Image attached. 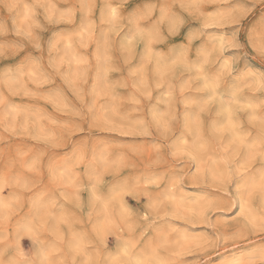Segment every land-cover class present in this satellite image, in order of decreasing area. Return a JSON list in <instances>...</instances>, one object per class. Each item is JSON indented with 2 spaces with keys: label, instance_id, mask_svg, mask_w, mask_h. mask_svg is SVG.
<instances>
[{
  "label": "rangeland",
  "instance_id": "rangeland-1",
  "mask_svg": "<svg viewBox=\"0 0 264 264\" xmlns=\"http://www.w3.org/2000/svg\"><path fill=\"white\" fill-rule=\"evenodd\" d=\"M38 2L49 8L35 10L32 36H17L22 15L4 5ZM260 2L0 0L10 30L0 34V262L17 259L18 245L33 261L44 248L55 264H101L126 246L143 257L166 236L160 264H260L264 198L234 187L264 175ZM252 3L237 40L256 44L220 52L238 15L227 5ZM109 4L120 13L111 23ZM208 77L219 78L211 100Z\"/></svg>",
  "mask_w": 264,
  "mask_h": 264
},
{
  "label": "snow or ice",
  "instance_id": "snow-or-ice-1",
  "mask_svg": "<svg viewBox=\"0 0 264 264\" xmlns=\"http://www.w3.org/2000/svg\"><path fill=\"white\" fill-rule=\"evenodd\" d=\"M107 7L110 9V21L109 22L111 23L119 18V15H120L118 11L119 6L113 7L111 4H109ZM148 7H149V12H150L151 6H148ZM194 7H199V4H195ZM256 7H257L256 3H252V4H248L244 6H240L239 4L227 5V8L231 9V13L238 14V15L233 18V23L235 27L233 28L231 38L228 39L223 36L219 38V51L220 52H224L225 49L240 50L238 52L233 51V52L228 53V55L232 57H236L237 55H243L244 54L243 50L247 48L249 44H252V45L256 44V41L251 37V35L249 36L248 40H245L243 43L237 40V33L239 32V19H242L244 16H247L248 13ZM259 7L261 9V12L264 13V0H261ZM4 8L8 10H11L13 8L18 9L23 18V23L25 27L23 29H20L14 23L11 31L14 32L17 36L25 35V36L31 37L33 25L35 23V15H36L35 10L37 8H42V9L47 10L49 8V5L39 3V2L36 4L9 3V4H5ZM62 18H63V14H62ZM143 18L144 17L142 14L134 13L129 17V22L137 23L139 19H143ZM261 25L264 26V15H262L261 17ZM137 27H138V23H137ZM9 31L10 30L8 27H6L4 24H0V34L7 35ZM134 38L135 37H133V39ZM131 43L132 41L129 40V44ZM215 43H216V40L214 39L213 44ZM37 47H39V45H37ZM68 47H71V45L69 44ZM255 52L260 59L264 60V33H262L261 43L258 47L255 48ZM105 59H107V57H105ZM225 67L227 68L228 65L226 64ZM108 70L111 71L112 69L109 68ZM218 79H219L218 77L216 78V80H213L210 77L205 78L204 84H205V87L208 89L209 100L214 98L215 88H216ZM3 86L8 87L10 90V85L7 79L5 80ZM258 86L261 89H264V74L260 76ZM232 99L233 97L230 96L227 98V102H221V109L223 112L227 114L229 118V122H231L230 118H231L232 111H233L232 103H231ZM0 102H3L2 97H0ZM162 126L166 128L167 122H162ZM197 127H198V123H197ZM235 127L236 125L232 124V128L234 129ZM223 130L224 128L220 129V131H223ZM262 132H264V121H262ZM232 135H237V133L233 132ZM249 145L253 148L255 147V145L252 144V141H249ZM192 147L197 152H205L208 150V146L206 144L199 143V142L194 143ZM261 151L262 153H264V148H262ZM189 154L190 153L183 148H180L177 151V155H189ZM95 181H96V184H99L101 182V177L99 175H96ZM4 182L6 183V181ZM96 184L92 185L93 192L95 191ZM239 186H240V180H236L234 182V187H237L239 197L247 196L249 199H251L252 196L258 194L261 198H264V175H262L258 180L255 178L249 180L247 184L245 185L243 191L239 190ZM167 195L169 198H172L171 192L167 193ZM96 199L99 200L100 198L97 197ZM101 203H103V201H101ZM104 206L107 207L106 204ZM0 207H3V205H0ZM240 210L241 212H243L244 210L243 206H241ZM179 218L180 216L177 215V219ZM204 222H207V217H205ZM251 223L253 224L254 227L257 226V219L254 217ZM209 226L212 227L213 225L209 223ZM258 226L260 230L264 231V215H261L259 217ZM29 230L31 231V229ZM177 235H179L178 231H177ZM169 243L170 241L166 236L161 237L157 241V245L155 249H153L151 252L144 254L143 257H136V258H134L132 254H130L129 249L126 246L122 251H118L115 257L105 258L103 261H101V264H160L159 259L156 258V253L159 248H164ZM74 251L77 253L81 252L80 244L77 243L75 245ZM84 254L86 255L87 252L85 251ZM38 255L41 256L42 259H40L39 261L30 260L26 256V254L23 252V250L19 249V246L17 245V257L18 258L13 259V260H8L5 262H0V264H55V260L49 258L51 256V252L48 251L47 249H44V248L39 249ZM257 257L260 260V264H264V250H261L260 253L257 254ZM77 264H80V262H77ZM179 264H188V262L180 261ZM229 264H255V260L251 258H247V259L236 258L230 261Z\"/></svg>",
  "mask_w": 264,
  "mask_h": 264
},
{
  "label": "bare ground",
  "instance_id": "bare-ground-1",
  "mask_svg": "<svg viewBox=\"0 0 264 264\" xmlns=\"http://www.w3.org/2000/svg\"><path fill=\"white\" fill-rule=\"evenodd\" d=\"M78 56V55H77ZM177 60H178V58H177ZM236 99H237V97H236ZM237 101V100H236ZM12 109V108H11ZM227 117V116H226ZM228 120V119H227ZM233 120V119H232ZM228 122V121H227ZM229 123L230 122H228V125H229ZM232 124H233V122H232ZM227 125V123L225 124V126ZM228 125H227V127H228ZM230 128H232V127H230ZM227 129V128H226ZM230 130H232V129H230ZM246 209V208H245ZM104 218V217H103ZM108 219V218H107ZM108 221V220H107ZM106 227H108V225L106 226ZM81 244V243H80ZM241 259V258H240ZM227 260V259H226ZM224 261H225V259H224ZM229 264V263H228Z\"/></svg>",
  "mask_w": 264,
  "mask_h": 264
}]
</instances>
